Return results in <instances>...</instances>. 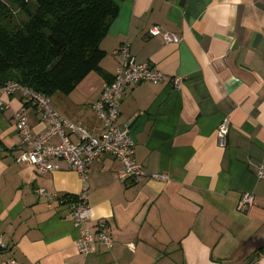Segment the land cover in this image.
Here are the masks:
<instances>
[{"label":"crops","instance_id":"0c3cea01","mask_svg":"<svg viewBox=\"0 0 264 264\" xmlns=\"http://www.w3.org/2000/svg\"><path fill=\"white\" fill-rule=\"evenodd\" d=\"M114 1L118 10L100 41L98 69L50 103L101 135L92 104L113 78L119 61L113 50L128 42L137 62L164 73L156 84L126 85L116 118L129 125L145 176L121 182L117 159L90 161L85 226L94 233L105 222L113 241L106 248L95 239L88 253L78 252L66 198L81 181L62 159L42 174L15 161L23 144L14 113L32 135L45 125L19 91L2 95L0 264H264V178L256 177L264 164V0ZM150 24L177 41L149 35ZM173 76L183 78L177 87ZM224 118L229 127L221 145L216 129ZM40 187L54 197L38 195ZM244 192L253 202L238 207Z\"/></svg>","mask_w":264,"mask_h":264},{"label":"built area","instance_id":"2783aa9c","mask_svg":"<svg viewBox=\"0 0 264 264\" xmlns=\"http://www.w3.org/2000/svg\"><path fill=\"white\" fill-rule=\"evenodd\" d=\"M148 34L161 36L166 42H175L177 38L171 33L164 31L157 24H150ZM113 54L119 55L113 78L103 85L98 99L92 104L96 118L104 125V131L96 136L81 123L73 122L52 107L48 97L43 96L32 88L23 86L14 81H8L0 85V108L4 109L7 104L2 100V95H10L19 91L25 102L31 105L37 112L39 119L44 123V129L32 135L29 125L25 122L20 112L14 113L15 128L20 135L23 148L15 157L17 163H25L35 167L40 174L59 168L58 159H62L66 165L72 168L81 181L80 190L74 195L67 197L70 208L69 216L78 230V236L74 241L75 249L80 253H88L91 243L98 239L106 248H109L113 239L105 222L98 224V228L91 233L85 226L90 218V208L87 205L88 196V164L90 161L99 159L102 155H110L117 159L120 168L117 177L121 182L138 183L145 176L143 166L135 159V143L130 134L127 123L119 126L116 118L119 112L121 93L126 85L139 82H160L164 73L148 62H137L130 53L128 42H123L113 50ZM172 85L177 87L183 82L180 76L172 77ZM229 121L221 120L216 129V137L219 144L225 143ZM74 134L76 140L70 138ZM54 136L58 142H50ZM153 179L165 180L164 174H153ZM258 179L264 178V164L259 165L256 171ZM40 196L47 199L54 197L53 192H48L40 187L36 189ZM254 196L251 192H244L238 201V207L249 206ZM5 242L0 236V250L5 248ZM8 264H15L10 260Z\"/></svg>","mask_w":264,"mask_h":264},{"label":"trees","instance_id":"16d2710c","mask_svg":"<svg viewBox=\"0 0 264 264\" xmlns=\"http://www.w3.org/2000/svg\"><path fill=\"white\" fill-rule=\"evenodd\" d=\"M114 0H0V85L68 94L103 56Z\"/></svg>","mask_w":264,"mask_h":264}]
</instances>
